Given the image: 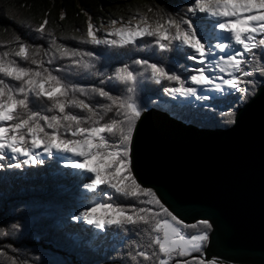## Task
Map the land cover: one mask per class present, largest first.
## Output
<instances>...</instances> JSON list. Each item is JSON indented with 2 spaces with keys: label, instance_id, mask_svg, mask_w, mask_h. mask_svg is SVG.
<instances>
[{
  "label": "snow or ice",
  "instance_id": "1",
  "mask_svg": "<svg viewBox=\"0 0 264 264\" xmlns=\"http://www.w3.org/2000/svg\"><path fill=\"white\" fill-rule=\"evenodd\" d=\"M17 25L0 41V170H79L82 203L67 219L110 236L114 264H232L207 253L212 218L186 222L132 154L152 106L233 125L235 105L264 92V0H158L107 27L89 16L75 36L58 37L47 13ZM98 47L131 55L101 72ZM153 88L156 99L143 94ZM22 229L0 226V237ZM18 247L0 246V264H38Z\"/></svg>",
  "mask_w": 264,
  "mask_h": 264
},
{
  "label": "water",
  "instance_id": "2",
  "mask_svg": "<svg viewBox=\"0 0 264 264\" xmlns=\"http://www.w3.org/2000/svg\"><path fill=\"white\" fill-rule=\"evenodd\" d=\"M237 109L235 124L210 128L150 107L133 164L186 222L212 218L209 256L264 264V92Z\"/></svg>",
  "mask_w": 264,
  "mask_h": 264
},
{
  "label": "rangeland",
  "instance_id": "3",
  "mask_svg": "<svg viewBox=\"0 0 264 264\" xmlns=\"http://www.w3.org/2000/svg\"><path fill=\"white\" fill-rule=\"evenodd\" d=\"M81 8L86 16V28L88 17L91 16L92 18L93 16L88 9L83 6H81ZM108 20L109 19L106 20L107 23L101 21V19H99L98 22H94L92 18L93 23L97 26L103 23L104 26L107 27ZM21 33H23V30ZM80 34L81 30L79 28V31H73L69 36ZM61 39L63 40V37H61ZM67 43L72 46H79L72 40H68ZM82 47L93 50V46L90 45ZM98 49L104 50L100 52L94 49L97 54L101 56V59L97 62V69L101 72H106L117 62L124 60L126 55H131V53L127 54L126 52L125 55L121 54L114 57L108 54L107 51L112 52L117 49H107L104 47H98ZM75 80L77 82L88 83L90 82V77L85 74L83 76L75 77ZM153 91L154 90L151 89L143 94L152 95ZM152 99H156V96L152 95ZM162 104L163 103L160 105L165 108L166 106ZM179 115H181V113ZM189 117L190 116L183 115L179 118L188 122L187 120L191 118ZM25 170L12 169L9 171L24 173ZM65 174L62 173V169L57 171L54 167L48 172L46 171L40 174L38 177L23 178V181H27L28 183L31 182L32 184H35L37 180H39L41 184H45V181L47 180L51 183V186H37L34 190H32V188L20 189L12 195L10 200L2 197L0 200V226H10L12 223H21L23 229L20 233L14 236L10 235L7 240L0 237V246L6 247L9 242H14V246H19L18 251L22 255L27 254L30 257H39L38 264H114L110 260L113 257L110 253L107 254V258L103 259L101 258V255H98L103 254V250H98L97 253H94L96 255L92 259L85 260L84 253H86L87 250H95L98 248L97 246L99 244L93 245V247L91 246L90 248V246H88L89 242L96 240L101 241L103 239V236L100 237L98 234L94 233L91 227H79L82 232V235L80 234L81 236L72 232L67 233L64 230V225L66 224V221L69 220L67 219L68 212L77 207L79 205L78 202L81 201L74 195L78 193V190L75 187L71 188L72 183L71 185H64L68 180H71V182H76L77 180L80 181L81 177L79 176V173H76V171L73 170L69 172L68 175ZM68 222H70V220ZM53 230L57 231L58 234L56 237L61 238L60 242L59 240H50L51 238L49 235L52 234ZM44 236H48L49 239L45 240ZM107 242H110L112 246L115 243L111 237L107 238ZM85 245L88 247L87 249H83Z\"/></svg>",
  "mask_w": 264,
  "mask_h": 264
},
{
  "label": "trees",
  "instance_id": "4",
  "mask_svg": "<svg viewBox=\"0 0 264 264\" xmlns=\"http://www.w3.org/2000/svg\"><path fill=\"white\" fill-rule=\"evenodd\" d=\"M158 0H0V41L10 40L17 31L22 32V29L18 28L17 22L19 21H28L30 20L32 23H39V21L44 18L45 13H47L48 19V27H51L55 30V34L60 36L61 33H64L66 36H69L73 31H76L80 28L81 32L85 29V15L83 13L84 8L88 9V11L92 14V18L94 22H98L99 19L101 21L107 23V19L114 18L117 16H124L127 18L129 14L136 11L137 8H143V6L148 4H155ZM64 12V17L60 18V13ZM100 52L104 51L103 49L95 48ZM108 54L116 57L121 54H126V50L117 49L112 52L107 51ZM128 54V53H127ZM155 91V89L153 88ZM242 103H237L236 107L242 105ZM157 108H163L161 105L156 106ZM169 113H173L178 116L180 112L172 111L168 107L163 108ZM189 116L190 114L181 113L179 117ZM193 114H191L192 117ZM193 118V117H192ZM182 119V118H181ZM218 117H214V119H207V121L199 122V120L191 119V122L195 123L197 126H209L212 127H228L229 125H223L221 123H217ZM53 167H36L29 168L24 171V173H20L18 171H5L0 170V200L2 197L10 200L12 195L18 192L20 189H28L32 188V190L36 189V187H49L51 183L49 181H45V184H41L39 180L32 184L27 181H23V178H33L38 177L40 174L44 172H48L53 169ZM17 177V178H14ZM35 185V186H34ZM69 221V220H68ZM66 221L64 225V230L68 232H72L74 234L82 235L79 226L74 225ZM57 231L53 230L52 234L49 235L50 240H59L60 237L57 236ZM80 235V236H81ZM49 237H45V240H48ZM99 243V244H98ZM98 244V248L91 251H86L84 253L85 260L92 259L97 253L98 250H103V254L101 258H107V254L110 253L113 257L110 259L111 262L115 261V254L112 251V245L110 242H107V239H102L101 241L96 240L89 242L88 246L93 247V245ZM88 247L85 245L83 249H87ZM99 257V256H98Z\"/></svg>",
  "mask_w": 264,
  "mask_h": 264
},
{
  "label": "bare ground",
  "instance_id": "5",
  "mask_svg": "<svg viewBox=\"0 0 264 264\" xmlns=\"http://www.w3.org/2000/svg\"><path fill=\"white\" fill-rule=\"evenodd\" d=\"M164 99H167V98H164ZM162 105H163V104H162ZM236 108H237V107H236ZM183 113L190 114V113H188V112H186V111L183 112ZM172 114H173V113H172ZM189 116L191 117V114H190ZM176 117H179V115L176 116ZM190 117H189V118H190ZM192 117L195 118V119H199V120H201V121H199V122H204V121H207V119H209V118H210V119H211V118H214V117H198V116H195V115H192ZM192 117H191L190 119H188L187 121H188V122H191V119H193ZM183 120H184V119H183ZM196 121H197V120H196ZM69 182H70V180L66 181V182L64 183V185H68V184L71 185V182H70V183H69ZM85 182H86V181H85ZM67 183H68V184H67ZM73 187L76 188V186H75L74 184L72 185L71 188H73ZM76 189H77V188H76ZM74 195L77 196V197H79V194H78V193H77V194H74ZM77 199H78V198H77ZM78 203L80 204V203H82V202L80 201V202H78ZM209 257H211V256H209Z\"/></svg>",
  "mask_w": 264,
  "mask_h": 264
}]
</instances>
